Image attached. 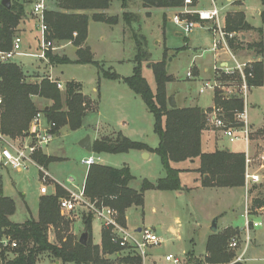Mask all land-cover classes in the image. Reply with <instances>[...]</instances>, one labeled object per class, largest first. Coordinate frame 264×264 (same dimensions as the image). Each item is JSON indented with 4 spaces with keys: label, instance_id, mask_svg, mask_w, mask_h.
Masks as SVG:
<instances>
[{
    "label": "trees",
    "instance_id": "obj_1",
    "mask_svg": "<svg viewBox=\"0 0 264 264\" xmlns=\"http://www.w3.org/2000/svg\"><path fill=\"white\" fill-rule=\"evenodd\" d=\"M145 9H182L185 0H141ZM34 0H11L7 8L0 2V51H10L16 32L21 23L28 17L27 9ZM113 2H119L123 21L132 32L136 46L133 59V73L129 77H121L112 69L105 70L94 58L87 45L90 21L117 25L118 16H108L105 12ZM131 0H49L44 12V21L48 26L47 39L54 45L72 42L76 49V59L49 51L47 61L51 66L79 64L94 65L99 68L102 76L111 81H122L131 91L140 96L154 118V132L159 138L156 149L147 144L133 141L122 133L115 137H104L94 141L92 152L101 154H125L130 151H147L155 153L161 161L165 177L155 184L145 179L140 190H134L130 183L134 176L130 167L120 168L93 164L85 181V196L99 207H110L119 212V223L126 226V213L132 207H144L145 193L149 190L166 192L182 191L181 170L177 164L195 159L200 160L197 170L202 176V186L205 188H243L245 186V154L231 153L228 150H217L204 153L202 138L209 129L208 113L199 106L171 108L168 102L167 85L173 81L167 70L166 51L162 61L150 65L156 83L153 91L143 76V65L151 63L146 38L133 28L132 19L127 12ZM264 6V0H261ZM198 0H193L196 7ZM264 23V11L260 13ZM227 30L229 32L246 33L257 31L261 36L263 28L250 25L244 12H230L227 15ZM76 34V35H75ZM235 52L245 49L242 38L230 40ZM250 50L260 48L259 54H264V44L259 42L248 46ZM186 49V48H184ZM255 78L249 79L251 88L264 85V65L256 62ZM30 76L15 62H0V95L3 104L0 107V129L11 138L27 135L31 121L39 111L36 99L50 102L44 112L49 123H54V132L63 128L71 131L81 129L85 123L87 111L92 108V101L83 94V86L79 82L70 81L65 84L64 91L57 87V81L49 77L40 80H28ZM230 78L224 77V80ZM215 106L223 107L228 123H234V112L244 110V101L240 98L224 100L215 96ZM42 166L47 167L58 159L39 151L34 156ZM54 186V192L42 195L38 203V218L30 216L22 223L11 221L17 211L14 199L4 196L0 190V238L10 236L18 242V248L11 250L12 257L2 253L1 264H41V258L49 255L62 264H116L105 256H115L117 264H141L142 259L113 244L111 232L102 228L101 244L92 241V223L94 215L83 216L85 231L89 233L86 245L79 242V236L72 233L73 221L64 216L59 207V199L68 197L69 193L59 184ZM257 192V193H256ZM256 193V195H255ZM248 196L254 200L251 211L264 206V186L249 187ZM51 230L55 231L56 242L51 240ZM241 235L238 228H228L223 232L213 233L206 243V258L195 260L190 254V261L196 264H232L236 253L228 249L229 242ZM10 251V250H9ZM124 253V254H123ZM194 263V264H195ZM244 264V263H235Z\"/></svg>",
    "mask_w": 264,
    "mask_h": 264
},
{
    "label": "rangeland",
    "instance_id": "obj_2",
    "mask_svg": "<svg viewBox=\"0 0 264 264\" xmlns=\"http://www.w3.org/2000/svg\"><path fill=\"white\" fill-rule=\"evenodd\" d=\"M238 1L244 3L243 10L245 11L247 22L254 28H263L264 30V23L260 15L264 11L261 0ZM48 4L49 2L47 6ZM142 7L141 0H131L127 12L135 17L132 19L133 28L147 40L151 63L143 65V76L153 91L156 89V83L150 65L162 61L166 51L167 65L169 63L168 60L172 58L169 73L173 78V81L167 85L168 96L173 95L175 100L177 97V104L179 103V105L185 102V106L189 107L195 105L204 109L212 107V92L208 91L205 94H200L199 90L202 82L187 79V73L193 64L200 68L202 72L205 69H211L212 77L214 57L213 53L207 51L212 46V34L205 28L196 29L191 34H186L171 21L174 16L173 10L153 9L147 15L148 11ZM218 7H221V4ZM210 8L209 0H200V4L197 6V10ZM28 12L26 20L30 25H21V28L24 29H18L16 34L19 36L23 35L20 37L22 39V52L38 53V21L31 13L32 6L28 7ZM123 12L121 4L113 2L107 13L110 16H118L120 18L117 25L110 26L91 20L87 45L94 52L95 60L100 62L105 70L110 71L109 69H112V71L123 77H129L132 75L135 66L133 59L136 54V46L131 30L123 21ZM223 14H226L224 10ZM245 36L246 38L243 40L245 49L239 53L240 57L243 61L253 59L259 62L260 60L264 65V54H259L260 48L250 50L248 47L259 42L264 44V34L261 36L255 30L246 32ZM55 45L57 49L53 51L54 53L65 54L72 60L76 59V49L73 45L65 46V43ZM28 46H31L32 50H29ZM220 58L224 60L223 57ZM13 62L20 65L25 73H29V79L32 81H34L35 77L41 78L51 75L53 78L59 79L63 84L70 81L81 83L83 93L92 99H98L101 94L102 105L100 114H89L87 121H98L102 135H109L114 131L122 132L123 124L135 123L139 132L136 134L129 132L131 136L129 137L133 141L146 143L152 148L157 147L159 138L154 132V118L147 109L143 99L132 93L125 84L104 79L96 66L79 64L50 66L47 60L24 56L15 57ZM209 76L210 74L207 73L203 75V77ZM117 86L122 88L123 91L125 90L124 92L126 93L124 95L129 101L128 104L120 103L115 97V94L121 95V89H118L119 92L116 89L118 88ZM98 89L100 91L99 94L96 93ZM37 105L39 110H42L44 105H50V102L37 100ZM246 108L251 130L250 157L256 160L253 163V170L254 166L260 162L257 160L258 156L264 152V85L253 87L250 90ZM124 121L127 122L124 123ZM85 132H87L85 129L71 131L68 128H63L60 136L54 139L51 146L49 148L44 147L46 152L60 157L48 167L53 179L73 190H76V187H82V180L87 169L82 163L83 160L91 156L102 159L101 156L89 153L81 147L80 143L84 139ZM208 135L207 133L204 134L203 149L205 151L214 149L213 142H208ZM218 137L220 139L223 138L220 134ZM228 148L242 150L243 152L246 149L243 140L231 143L224 137L219 141V149L226 150ZM147 154L139 151H130L125 154L109 155V157L106 155L105 157L110 158L107 162L108 166L122 167L123 165H128L134 175L131 186L139 190L145 179L156 181L166 175L160 158L154 153L151 158H146ZM193 178L192 175L184 174L182 181L185 186L193 187ZM71 179H73L72 184L69 182ZM49 184L48 189L54 192V186ZM41 185L40 173L34 167L21 173L10 170L8 174L2 176L3 194L12 197L17 205V211L11 217L12 222L22 223L29 218L30 213L37 216ZM22 198L27 202L26 204L23 203ZM246 198L244 200V191L235 188H206L200 191L186 192L180 197H177L174 192L147 191L144 207H132L127 211L128 229L133 232L137 228H149L162 240L160 246L149 248L146 264H165V257L168 254L177 255L182 260H185L189 252L196 255L195 260L203 261L202 259L206 254V239L212 231L216 218H218L216 225L219 229L230 225L245 228L244 216L246 208L249 209V219L251 217V198L250 196ZM28 205L31 209L30 213L28 212L29 208L27 209ZM77 213L82 217L91 214L85 207H78L77 211L66 214V216H72L73 220H75ZM171 227L176 229L177 234H173ZM102 228V223L94 219L92 223V241L96 245L101 244ZM83 229L82 219H76L74 226L72 225V233H77L76 236H79ZM256 231L257 247H251L253 245L252 234L254 233L250 231V247L244 264H264V226L256 228ZM51 232V240L56 242L54 230ZM234 238L239 239L241 244L246 239L245 234ZM235 253L237 254V251ZM6 256L12 257L11 254ZM105 257L117 264L115 256L107 255ZM56 261L49 255H44L41 258V264H55ZM192 263L195 262L192 261Z\"/></svg>",
    "mask_w": 264,
    "mask_h": 264
},
{
    "label": "built area",
    "instance_id": "obj_3",
    "mask_svg": "<svg viewBox=\"0 0 264 264\" xmlns=\"http://www.w3.org/2000/svg\"><path fill=\"white\" fill-rule=\"evenodd\" d=\"M210 9L197 10L192 7L193 0H185L184 7L176 13L172 22L181 28L184 33L191 34L196 29L205 28L212 34V46L210 51L215 56V62L212 66V77L203 81L200 87V94L208 91L219 96L221 99L230 100L240 98L244 101L243 111L234 112V123H228L225 118V110L223 107L216 106L208 113L209 123L231 143L243 140L245 143V188L248 198V190L251 184H259L261 176L252 172L254 160L250 157V124L247 112V102L251 86L249 79H254V69L256 61L251 59L243 61L240 57V51L235 52L230 45V40L242 38L241 33L229 32L222 14L221 7H218L216 0H209ZM49 0H34L32 6V14L37 18L39 31V52L24 53L22 52V39L16 37L10 51H0V62L9 63L15 57H35L47 60V53L55 51L56 48L51 41L47 39L48 26L44 21V12L47 8ZM192 17V19H191ZM76 35V34H75ZM223 57L224 60H221ZM188 78H193L192 69L187 73ZM224 77L230 78L224 80ZM52 80V78H50ZM57 87L64 90V86L57 82ZM3 104V97L0 95V107ZM1 112V110H0ZM54 123L46 120L45 114L39 110L33 117L27 135L18 138H11L0 129V173L3 169H11L21 173L37 168L42 180L40 193L45 195L48 193V184L52 181L50 173L47 169L40 165L34 158L35 154L47 147L55 138ZM259 160L264 163V152L259 155ZM99 161L93 156L83 160V164L91 167ZM73 180L69 182L72 184ZM76 190L66 188L69 193L68 197L59 199V207L64 216L75 212L78 207H85L90 211L94 218L102 223L105 229L110 230L113 244L118 245L127 252H133L134 255L142 259L141 264H146L148 258V250L151 247L160 246L162 240L157 234L149 228H141L140 232L130 231L119 223V212L110 207H99L96 202L89 201L85 196V187H76ZM245 230L246 239L241 244L240 240L233 238L229 243L231 251H240L236 255L232 264L245 263L246 256L250 247V230L259 227L260 223L252 222L249 219V209L245 212ZM138 234V235H136ZM139 236V237H138ZM243 247V248H242ZM18 248V242L10 236L0 238V264L2 253L10 255L11 250ZM242 248V250H241ZM10 250V251H9ZM5 254V255H7ZM165 264H194L187 259L182 260L174 254H168L165 257Z\"/></svg>",
    "mask_w": 264,
    "mask_h": 264
},
{
    "label": "crops",
    "instance_id": "obj_4",
    "mask_svg": "<svg viewBox=\"0 0 264 264\" xmlns=\"http://www.w3.org/2000/svg\"><path fill=\"white\" fill-rule=\"evenodd\" d=\"M216 2H217V4L218 5H220L221 4V9H222V14H223V10L226 12V14L224 15L223 14V17H224V21H225V23H226V27H227V20H226V18H227V15H228V13H230V12H236V11H241V12H244V14H245V11L243 10V4L244 3H242L241 1H235V0H216ZM143 4V3H142ZM200 4V0H198V4H197V6ZM197 6H196V8H197ZM142 8H144V7H142ZM228 8V9H227ZM145 9V8H144ZM153 9H155V8H152V9H145V10H147L148 12H147V15L149 14V13H151V10H153ZM170 10H173L174 11V15L176 14V13H178L179 12V10L180 9H170ZM108 11V10H107ZM107 11L105 12L107 15H108V13H107ZM108 16H110V15H108ZM245 16H246V14H245ZM148 17V16H147ZM246 20H247V18H246ZM172 21V20H171ZM30 25L29 24V22L25 19L22 23H21V25ZM21 25L18 27V29H24V28H21ZM27 31V30H26ZM39 34V33H38ZM245 34L246 33H242V40H244L245 38H246V36H245ZM21 37V36H23L22 34L19 36L18 34H16V37ZM66 45L65 46H67V45H72V42H68V43H65ZM55 46V48H56V45H54ZM29 47V50H32V47L31 46H28ZM63 48V47H62ZM57 49V48H56ZM90 49H91V47H90ZM91 51H92V49H91ZM241 52V51H240ZM92 53H93V55H94V58H95V54H94V52L92 51ZM213 57H214V62H215V56L213 55ZM42 60V59H41ZM260 61V60H259ZM51 66V65H50ZM151 68V67H150ZM134 69V68H133ZM190 69H192V71H193V78H188L187 77V79L188 80H190V81H199V82H202L203 83V81H205L207 78H210L211 77V69H205V71L204 72H202V70L200 69V68H198L195 64H193L192 65V67L190 68ZM189 72V71H188ZM132 73H133V71H132ZM206 73L207 74H210V76L209 77H203V75H206ZM27 75H29V73H27ZM121 76V75H120ZM49 78H52V80L53 81H57L58 83H61L63 86H64V88H65V84H63L59 79H56V78H53L51 75L50 76H48ZM121 77H123V76H121ZM42 78V77H41ZM40 77H35L34 78V81H36V80H40L41 79ZM104 78V77H103ZM105 79V78H104ZM28 80H30V79H28ZM109 81H111V80H109ZM76 82V81H75ZM112 82H117V81H112ZM118 83H123L122 81H118ZM124 84V83H123ZM120 85V84H119ZM118 87V86H117ZM117 90L118 89H121V92H120V94L121 95H116L115 94V97H117V99H118V101L120 102V103H122V104H128V99L125 97V95H124V93H126V92H124L123 90H122V88H116ZM252 89V88H251ZM61 91H64V90H61ZM83 92V91H82ZM99 89L98 90H96V93H98L99 94ZM211 92V91H210ZM128 93H130V92H128ZM132 93H134L133 91H132ZM84 94V93H83ZM212 94H213V105H212V107H209V108H207V109H205V110H210V111H212L216 106H215V96H214V93L212 92ZM85 95V94H84ZM128 95V94H127ZM85 96H87V95H85ZM171 96H173V95H171ZM91 101H92V108H90L88 111H87V115H86V118H85V123H84V125H83V127L81 128V129H85V130H87V132H85V134H84V136H83V138H86L87 136H89L90 138H91V143H92V146H93V143H94V141H96V140H98V139H101V138H104V137H115L118 133H122L123 135H125L126 137H128V138H130L131 136L129 135L130 133L129 132H132V133H134V134H136V133H138L139 132V129L135 126V123H125V122H127V121H124V123L125 124H123V126H122V132L120 131V132H112L111 134H109V135H102V133H101V129H100V125H99V122L97 121V122H93L92 120H89V121H87V119H88V115L89 114H91V113H97V115H99L100 114V107H101V105H102V95L100 94L99 96H98V99H92V98H90L89 96H87ZM132 97V96H131ZM135 99V98H134ZM37 100H41V99H36V102H37ZM46 101V100H45ZM49 102V101H48ZM182 102V101H181ZM119 103V104H120ZM131 103V102H130ZM129 103V104H130ZM176 103H177V97H176ZM186 104H185V102H182V105H179V103L177 104V107H180V108H185V107H189V106H185ZM49 105H44V107L42 108V111H45L46 109H48L49 107H48ZM195 106H197V105H195ZM190 107H194V106H190ZM204 109V108H203ZM127 119L129 120V118L127 117ZM47 120V119H46ZM48 122V121H47ZM131 124V125H130ZM209 129H207L205 132H204V134H209L207 137H208V142H213V147H214V149L213 150H211V151H205L204 149H203V146H204V134H203V138H202V149H203V152L204 153H213V152H215V151H217V150H224V149H219V141L220 140H222L223 138H224V136H223V134L219 131V130H217V129H215L210 123H209V127H208ZM80 130V129H79ZM78 131V130H77ZM124 131H126V132H124ZM60 133H61V131L59 132V133H56V136H55V138L56 137H58V136H60ZM210 134H212V135H210ZM219 134L223 137L222 139H220V137H218L219 136ZM130 136V137H129ZM54 138V139H55ZM54 139H53V141H54ZM131 139V138H130ZM132 140V139H131ZM53 141L47 146V148H49L50 146H51V144L53 143ZM146 144V143H145ZM158 145H159V143H158ZM158 145H157V147H158ZM149 146V145H148ZM150 148H152L151 146H149ZM157 147H154V148H152V149H156ZM46 149V148H45ZM45 149L43 148L42 149V152L44 153V154H46V155H48V156H51V157H55V158H57V159H59L60 157H57V156H55V155H52L51 153H48V152H46L45 151ZM226 150H228L229 152H231V153H244L242 150H236V149H226ZM139 152H141V153H143V154H145V153H148L147 155H146V158H151V156L153 155V153L152 152H147V151H139ZM91 153H93V152H91ZM95 154V153H94ZM155 154V153H154ZM96 155H98V154H96ZM107 155V157H109V155H111V154H101V155H99V156H101L102 157V159L101 158H99V157H97L98 159H99V161L96 163V164H101V165H107V162L110 160V158H106L105 156ZM259 157V156H258ZM253 158V157H252ZM253 160H254V162L256 161L254 158H253ZM257 160L258 161H260L259 160V158H257ZM100 162V163H99ZM50 165V164H49ZM49 165L47 166V167H45L46 169H47V171H48V167H49ZM108 166V165H107ZM123 166H125V165H123ZM126 166H128V165H126ZM112 167H114V166H112ZM129 167V166H128ZM199 167H200V160L199 159H195V160H192V161H186V162H182V163H180V164H177L176 165V168H178V169H180L182 172H181V174H180V179H181V184H182V187L184 188L182 191H177V192H174L175 193V195L177 196V197H180V196H183V194L184 193H190V192H194V190H203V189H206L205 187H203L202 186V176H201V174L197 171L198 169H199ZM86 173H85V175H84V178H83V180H82V185L81 186H84L85 185V181H86V177H87V174H88V171H89V168L90 167H87L86 166ZM116 168H120V167H116ZM131 169V168H130ZM11 169H3L2 171H1V173H0V190L2 191V176L4 175V174H8L9 173V171H10ZM245 170H246V163H245ZM49 172V171H48ZM131 172H132V170H131ZM252 172L253 173H256V174H259L260 176H261V182L259 183V184H251L250 185V187L251 186H254V185H262V186H264V163H262L261 161L260 162H258V165H256V166H254V169L252 170ZM50 173V172H49ZM132 174H133V172H132ZM184 174H186V175H192L194 178H193V187H188V186H185L184 185V183H183V181H182V176L184 175ZM51 175V174H50ZM134 176V175H133ZM165 177V176H164ZM40 178H41V175H40ZM51 178H52V181L51 182H53V183H56V184H59L60 186H62L65 190H66V188H68V187H66V186H64V185H62V184H60V183H58L55 179H53V177L51 176ZM163 178V177H162ZM159 179H161V178H159ZM159 179H157L156 181H150V182H152V183H156ZM71 180H73V179H71ZM50 182V183H51ZM49 185H51V184H49ZM41 187H42V185H41ZM40 187V188H41ZM130 187L132 188V186H131V183H130ZM134 189V188H133ZM141 189V188H140ZM139 189V190H140ZM212 189H219V188H212ZM229 189H234V188H229ZM235 189H240V190H242V191H244V200H245V197H247V192H246V188H245V186L243 187V188H235ZM49 190V189H48ZM134 190H136V189H134ZM149 191H158V190H149ZM147 192V191H146ZM159 192H166V191H159ZM49 193H51V191L49 190ZM53 193V192H52ZM257 193V192H256ZM256 193H255V195H256ZM2 194H3V191H2ZM146 194V193H145ZM4 195V194H3ZM4 196H6V195H4ZM7 197H10V196H7ZM42 197V194L40 193V195H39V199ZM10 198H12V197H10ZM256 198V197H255ZM254 198V196L253 197H251V206H252V203H253V200L255 199ZM13 199V198H12ZM23 199V203H27V202H25V200H24V198H22ZM247 199V198H246ZM15 201V200H14ZM16 202V201H15ZM38 203H39V200H38ZM16 207H17V205H16ZM30 209V207H29V205H28V207H27V209ZM80 208H82V207H80ZM28 209V212L30 213V211H31V209L29 210ZM77 211V210H76ZM243 213H244V211H243ZM243 213H242V216H243ZM77 216L75 217V220H73V217L72 216H69V218L73 221V223H72V225L74 226V222L76 221V219H79V218H81L82 219V221H83V217L81 216V215H79V213H77L76 214ZM30 216H33L35 219L36 218H38V214H37V216H34L32 213H30V215H29V217ZM250 219H251V221L252 222H255V223H260L261 225L259 226V227H261V226H264V206L263 207H259V208H255V209H253L252 211H251V217H250ZM214 222H215V224L218 222V218H216L215 220H214ZM83 225H84V222H83ZM126 228H128V224H127V219H126V226H125ZM216 227H217V225H216ZM259 227H256V228H259ZM228 228H238L240 231H241V236H243V234H245V236H246V230H245V228H239V227H234V226H227V227H224L223 229H219L218 227H217V230H216V232H213V231H211L210 232V234L207 236V239H206V243H207V240H208V237L211 235V234H213V233H217V232H223L225 229H228ZM256 228H252L250 231H253V233L254 234H252L253 236H252V239H253V245L251 246V247H257V231H256ZM140 228H137L136 230H134L135 232H137V230H139ZM52 231V230H51ZM73 231V230H72ZM171 231L173 232V234H177V231H176V229L175 228H173V227H171ZM55 232V231H54ZM83 232H85V226H84V229H83V231H81L80 233H79V236H80V234L81 233H83ZM52 233V232H51ZM73 234H77V233H74L73 232ZM232 240V239H231ZM230 243V242H229ZM98 245H100V244H98ZM205 248H206V245H205ZM228 249H229V245H228ZM230 250V249H229ZM231 251V250H230ZM234 252V251H233ZM188 253V252H187ZM237 253L239 254L240 253V251H237ZM190 254H192V255H194V258H195V254L194 253H190L189 252V254L187 255V260L189 261V262H191L190 261ZM206 255H207V252H206V254H205V256H204V258L202 259L203 261H204V259L206 258ZM237 255V254H236ZM247 260V259H246ZM61 262L60 261H56L55 262V264H60ZM192 263V262H191Z\"/></svg>",
    "mask_w": 264,
    "mask_h": 264
},
{
    "label": "water",
    "instance_id": "obj_5",
    "mask_svg": "<svg viewBox=\"0 0 264 264\" xmlns=\"http://www.w3.org/2000/svg\"><path fill=\"white\" fill-rule=\"evenodd\" d=\"M1 3H2V5H4L7 8H10L11 7V0H2ZM168 61H169V63L167 65V70L169 71L170 68H171L172 58H170ZM168 102H169V105H170L171 108H177V103H176V100H175V97L174 96H169L168 97ZM80 145L87 152H89V153L92 152V143H91V138L89 136H87L86 138H84L81 141ZM216 230H217V227H216V224L214 222L213 227H212V231L213 232H216ZM140 231H141V228L139 230H137V232H140ZM88 239H89V233L87 231L81 233L80 236H79V242L82 245H86L87 242H88Z\"/></svg>",
    "mask_w": 264,
    "mask_h": 264
}]
</instances>
